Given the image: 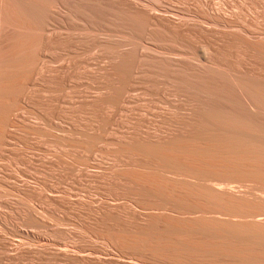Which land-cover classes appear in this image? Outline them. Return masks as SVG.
<instances>
[{
  "label": "bare ground",
  "instance_id": "1",
  "mask_svg": "<svg viewBox=\"0 0 264 264\" xmlns=\"http://www.w3.org/2000/svg\"><path fill=\"white\" fill-rule=\"evenodd\" d=\"M159 1L0 0V261L50 253V210L68 197L53 195L48 177L68 163V145L76 168L99 143L71 139L65 107L71 67L94 47L108 61L92 111L111 109L127 78L137 88L156 75L169 91L153 118L135 103L130 135L105 153L131 213L119 220L122 211L107 209L91 232L118 264H264V0L205 1L173 16ZM117 27L170 42L175 60L118 58Z\"/></svg>",
  "mask_w": 264,
  "mask_h": 264
},
{
  "label": "rangeland",
  "instance_id": "2",
  "mask_svg": "<svg viewBox=\"0 0 264 264\" xmlns=\"http://www.w3.org/2000/svg\"><path fill=\"white\" fill-rule=\"evenodd\" d=\"M182 1H183L182 4H181V0H160L159 2H161V5L163 6L162 7L163 11L167 10L173 13V14L166 13V15L171 14L173 16L177 12L179 13L185 12L186 10L187 11L189 10L190 12L196 11V10L199 11L198 5L200 3L206 4L205 1L210 2V5H214L216 4V2L217 3L220 1L222 2L223 0H220V1L218 0L217 1L216 0H197V1L182 0ZM208 2L207 4H209ZM176 9L179 11H177ZM103 34H107V31L104 30ZM114 38L116 39H114V42H113V50H114L115 56L119 55L117 56L118 58L120 56L127 55L129 57L135 56L139 58L140 60H142V58L157 60V59H163V58L165 59V57L169 55L168 57H166V59L169 58L168 60H175V57L172 54H170L171 51L169 52V50H172L174 48L171 46L172 44H170V42L166 40L164 41L156 40L155 41L152 38L148 37L147 35L146 36L145 35L131 36L120 27H117L116 32L114 33ZM127 40H130V41H127ZM193 41H194L193 39L189 41V46L192 47L191 54L192 53L194 54L196 52L195 53L196 57L198 58L202 57L203 56L202 52L197 47V46H200L199 42L197 41L193 42ZM138 44L139 45L141 44L142 46L141 45L139 46ZM175 46H177L178 49L181 48L178 44H175ZM125 48L127 50H125ZM146 48H149V49H146ZM89 50L83 52L81 57L78 59L77 64H75L77 68L71 67V71H70L71 73L69 74V77L67 80L68 82L66 83L67 97L65 99V107L67 108V114H68L67 126H68L69 132L72 133L71 139L76 138L75 140L83 141L85 140L87 136L88 137L91 136L95 138L96 142L98 141L100 144L98 143V145H94L91 148L92 150H89L86 152L81 151L83 154L81 153L80 156L82 155L81 158L82 157L84 158L82 159L86 161L87 165L86 163L84 164L85 166L79 165V167L78 166L76 167L77 169L72 167L70 164V162L72 161V157L74 158L75 149L73 148L72 145H68V147H66L67 150L66 149L64 150V152H66L65 160L66 161L68 160L67 161L68 163L63 164L62 166L63 168L61 167L58 170L55 167L52 171V174L50 173L51 176L48 177L50 183L54 187L53 195L55 194V196H57L58 190L61 191L65 188V193H66V196L68 197L67 198L68 201H66L67 204L65 203L63 208L57 207L54 204L52 205L51 210H50L51 220L49 221V226H48L50 229L49 233H51L50 234V247H51L50 253L48 255L37 253L35 256H33V258L31 257L32 260L31 258H28L27 256L23 255L21 257L15 258V260H12L10 262L4 261L5 262L4 263L0 261L1 264L3 263L4 264L6 263L7 264H105V263L115 264V262L116 263L118 262L117 261L118 252L107 247L108 245L105 244L106 242L105 240L101 238H97L96 234L95 233L93 234V232H91L95 229V225L97 221H99V215L101 214V212H104L107 209L112 211L113 210L112 208L115 207L117 211L119 212L122 211L120 212L121 217L119 216L118 218L119 220L122 217L124 218V216L126 217L127 216L126 214L131 213L130 210L132 207V202L130 201L132 200H130L131 196L129 197L130 190L127 186L124 189L123 187H125V185L121 182H117L116 178L113 179L114 174L112 175V168L114 166V162L113 160L111 161L113 157L111 156L112 158H110L107 156H110L112 152L113 153L115 152V149L117 147L115 144L116 142H118L121 138H125L130 135L132 128H133V122H132L133 113L132 112H133L134 104L137 103V105H141V106L142 104H146L150 108V109L148 108L149 112H147V115L149 116L147 117L153 118L155 116H158L162 112V108L164 107L163 105L167 106L165 101H163L162 99V94L169 91V89L166 88L168 86L163 81V79L161 78L158 79L159 77L158 78L155 77L156 75L152 76L151 74L152 77H149L150 75L148 74L147 75L148 77L146 76V77L140 78L137 81L136 86L139 85L137 88L135 87L133 88V82H131L129 78H127L124 81L126 82L124 85V90H123L124 92L117 91V94H115L114 96L113 105L111 109L109 107L106 108V106L102 105L101 107L98 106L97 108H95V110L92 111L91 109L87 108L88 106L86 105H88V103L93 101V99L95 98L94 94L99 95L101 93L99 95L101 96L103 94L102 91L105 92L104 80L101 79V74L103 73L102 71L105 68L104 65H106L108 61V54L101 52L104 54L105 56L104 58L103 54H101L100 51L95 53L96 50L94 49V47L90 48ZM148 50H150V52ZM155 50L156 51L158 50V51L156 52ZM91 51L96 54L95 58L90 56V55H94L93 53H91ZM187 52L188 50L185 52L180 51L179 54L180 56L182 55L181 57L191 56V54H187ZM97 54H99V56ZM97 62H99L98 63L99 65L96 64ZM101 64H104V65H101ZM92 66L93 68L95 67L94 69L96 70H94ZM93 70L94 72L95 71L97 72L93 73ZM128 86H129V89L131 88L130 90L128 89ZM94 92H96L97 94ZM132 96L135 98H132ZM88 98L91 101H86V100H89ZM122 104L124 105L121 106ZM107 109L109 111L112 109L115 111L112 110L109 112ZM105 111L109 113L105 114ZM150 113H152V115ZM74 136H78V137H74ZM107 152L108 153L111 152V153L107 155L105 154ZM103 154H105V157L103 156ZM52 158H54V156H52ZM61 170L63 172H61ZM100 170L102 172H100ZM104 173L105 175L108 174L107 177L104 175ZM62 174H64V176ZM116 189H118L117 193H116ZM125 195H126V198H125ZM127 206L129 207L127 208ZM114 210H113V213L117 215V213L119 212L115 213L116 211L114 212ZM125 212L127 213L125 214ZM126 218L124 220L122 219V222L121 221L119 222L121 224L122 223L128 224L127 220L129 219V216H128V219ZM15 239L14 238L12 239L14 240L13 242H15ZM65 253L68 255L70 254L69 257L64 256ZM119 264H122V263L119 262Z\"/></svg>",
  "mask_w": 264,
  "mask_h": 264
}]
</instances>
